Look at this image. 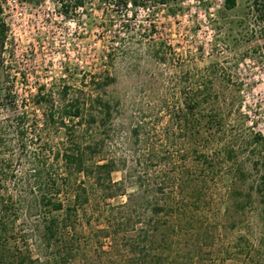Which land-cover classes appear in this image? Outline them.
<instances>
[{
	"label": "rangeland",
	"instance_id": "1",
	"mask_svg": "<svg viewBox=\"0 0 264 264\" xmlns=\"http://www.w3.org/2000/svg\"><path fill=\"white\" fill-rule=\"evenodd\" d=\"M80 2L0 0V28L4 29L0 35V156L13 161L11 169L17 176L28 174L32 165L15 135L18 116L26 117L22 126L27 128L28 148L40 142L55 151L69 142L58 121L63 105L83 94L100 95L109 102L111 114L103 126L98 122L102 114L95 111L90 134L104 136L105 154L139 159V142L133 144L132 156L127 149L126 143L133 141L131 129L140 125L144 139L159 140L166 131L168 107L183 100L193 74L196 80L198 74L204 77L200 69L215 64L211 95L234 100L231 119L240 117L242 122L236 129L237 144L244 152L237 160L246 177L231 176L228 163L217 155L213 172L204 173L202 206L185 215L166 207L151 215L155 197L139 192L128 173L131 161L127 169L111 174L113 182H121L107 190L116 192L113 197H101L105 185L95 184L93 175L70 174L62 199L71 200L79 186L90 195L73 219L76 249L68 255V264H139L144 244L141 228L153 225L161 226L158 233L165 234L166 240L157 234L146 255L158 256L160 264H251V259L252 264H264V219H260L264 206L258 195L263 190L264 146L257 139L248 151L243 145L247 134L264 138V22L254 1L235 0L232 7H226L225 0ZM93 76L110 79L96 88L90 81ZM51 112L54 122L45 121ZM66 122L74 126L75 136L90 140L85 120L82 125ZM180 148L183 151L184 146ZM48 154L53 163V153ZM182 154L190 164V154ZM134 168L139 171L138 165ZM64 170L59 169V174ZM26 182L12 177L7 186L17 198L18 188L23 191ZM184 192L191 198L187 200L193 199L191 190ZM20 208L15 226L29 229L39 219L38 211L31 209L29 198ZM12 241L14 249H26L22 240ZM27 243L38 264H52L49 253H40L37 241Z\"/></svg>",
	"mask_w": 264,
	"mask_h": 264
},
{
	"label": "trees",
	"instance_id": "2",
	"mask_svg": "<svg viewBox=\"0 0 264 264\" xmlns=\"http://www.w3.org/2000/svg\"><path fill=\"white\" fill-rule=\"evenodd\" d=\"M253 1L259 19L264 22V2L260 4L259 0ZM119 2L138 5V0H119ZM234 4L235 0H225L224 2L226 7H232ZM78 5H81L80 0H78ZM3 33L4 29L1 27L0 35L3 36ZM217 69L218 65L215 64L203 67L200 72L204 74V77L198 74L197 80L193 74L189 82V92L185 94L183 100L178 101V105L174 108L168 107L166 131L159 140L155 137L154 140L144 139L145 134L140 125L131 129L130 134L133 141L130 145L126 143L127 149L131 153L130 156H132L136 152L133 144L139 142V159L128 160L126 157L117 159L114 156L105 154L106 141L104 136L99 135V132L96 133V136L90 134V123L96 122L98 114H102L100 119H97L100 125L111 114L109 102L100 95L93 97V94H83L84 96L77 97L63 105L61 112L58 113V121L59 125L65 129L69 142L56 148L55 151L53 148L46 146L45 143L40 144V142H34V146L28 148L25 141L27 128L22 126L26 117L24 115L18 116L16 120L18 127L15 130V135L19 140L22 153L28 156L29 160H26L31 162L32 165L28 174L23 177L19 176L24 180L26 179L27 186H22L26 192L18 188L16 198L10 192L7 183L12 177L16 180L20 178L11 169L13 161L0 156V264H38V259L31 255L32 252L27 246L29 239L37 241V245L40 244L39 251L44 256L47 253L50 254L47 260L52 264H68V255L71 250L76 249L73 248L76 235L75 220L73 219L77 214L78 206L82 205L83 201H88L90 195L86 192L85 187L79 186L78 190H74L71 200L62 199L63 190L68 189V176L70 174L93 175L92 177L96 181L95 184L102 185L104 183L105 185L106 192L105 194L100 192L101 197H105V195L113 197L116 192L107 190H112L121 182H113L111 174L117 170L127 169L128 161H131L128 173L133 175L134 181H137L139 192H145L144 194H147V196L155 197L154 203L151 204V215H158L166 208L170 210L177 209L180 215H185L190 212L192 207L202 206L205 203L202 200V188L206 185L204 173L213 172L214 158L217 155L222 156L225 162L228 163V171L231 176L233 175L236 178L235 173H238L246 177L243 170H241L242 164L238 163L237 160L239 153L244 152H240L241 149L237 144L236 127L240 126L241 128L242 122L239 120L240 117L235 118V120L231 119L232 114L236 111L233 110L234 100L230 99L228 101L225 98L220 99L217 95H211L215 80L210 78L213 73H216ZM109 79L106 76L97 80L96 76H93L90 81L96 88H103L107 85ZM53 118L54 114L51 112L46 114L45 121L54 122ZM84 120L88 125L85 127V131L87 130L86 133L90 140L82 141V139H86V136H81V138H79V134L75 136L74 126L68 125L66 121H75L76 124L82 125ZM30 130H33V128H30ZM1 131L5 130L2 129ZM102 131L105 133V129ZM37 139L40 140V136L34 140ZM256 139L261 141L264 146L263 137L259 138L255 134H247L243 137V145L247 151L251 143L257 141ZM150 140L151 142H149ZM176 140L178 141L177 145H175ZM182 145L184 146L183 151L180 148ZM176 147L177 149H174ZM87 149L92 150V154H89ZM48 151L53 153V163L49 161ZM182 152L190 154V157H188L192 159L190 164L185 160L186 155ZM87 159H90L91 162H87ZM133 165L134 167L138 165L139 171ZM262 166L260 186L262 185L263 190H259L258 195L264 206V164ZM59 169L65 170L59 174ZM12 182L13 186H19L17 181L13 180ZM185 189L193 192L191 195L192 200H187V197L190 196L184 192ZM141 194L143 195V193ZM157 195L162 196L157 198ZM248 197H251L250 193ZM28 198L31 209L38 211L39 219L29 229L22 228L23 226L20 225V230L15 226L16 219L19 210H21L20 205L22 206ZM146 203L148 202L146 201ZM261 215L260 219L263 220L264 208ZM166 224L164 222L161 225L165 227ZM261 224H264V222ZM160 228L161 226L157 228L155 225L150 229L141 228L143 232L141 242L144 244L142 249H139V264H160L158 256L146 255L151 252V247H147L148 243L152 242L157 234L160 235L161 239L166 240L165 234L158 233ZM262 231H264V228ZM12 239L25 242L26 249L16 247L14 249ZM245 239L248 240V238ZM140 260L142 261L140 262ZM252 262L251 259V264Z\"/></svg>",
	"mask_w": 264,
	"mask_h": 264
}]
</instances>
